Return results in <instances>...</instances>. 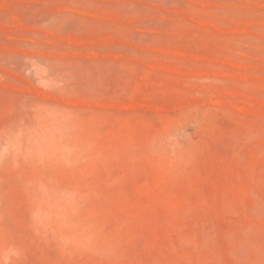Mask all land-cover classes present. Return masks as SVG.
<instances>
[{
	"label": "rangeland",
	"instance_id": "rangeland-1",
	"mask_svg": "<svg viewBox=\"0 0 264 264\" xmlns=\"http://www.w3.org/2000/svg\"><path fill=\"white\" fill-rule=\"evenodd\" d=\"M0 264H264V0H0Z\"/></svg>",
	"mask_w": 264,
	"mask_h": 264
}]
</instances>
